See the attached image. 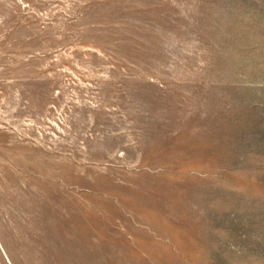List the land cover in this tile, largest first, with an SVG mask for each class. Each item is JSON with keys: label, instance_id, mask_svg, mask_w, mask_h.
I'll use <instances>...</instances> for the list:
<instances>
[{"label": "rangeland", "instance_id": "obj_1", "mask_svg": "<svg viewBox=\"0 0 264 264\" xmlns=\"http://www.w3.org/2000/svg\"><path fill=\"white\" fill-rule=\"evenodd\" d=\"M0 264H264V0H0Z\"/></svg>", "mask_w": 264, "mask_h": 264}]
</instances>
